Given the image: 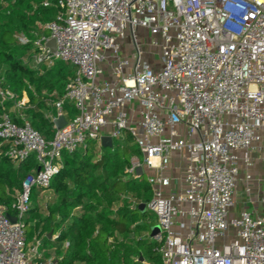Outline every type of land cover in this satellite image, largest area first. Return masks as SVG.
I'll return each mask as SVG.
<instances>
[{"label":"built area","instance_id":"built-area-1","mask_svg":"<svg viewBox=\"0 0 264 264\" xmlns=\"http://www.w3.org/2000/svg\"><path fill=\"white\" fill-rule=\"evenodd\" d=\"M58 5V21L41 26L48 35L15 36L19 46H31L35 67L60 61L75 70L63 98L49 105L53 138L26 121V96L18 101L0 86V157L17 165L34 158L36 165L13 197L14 214L0 205V264L62 260L43 249L47 235L36 232L28 241L33 193L46 211L63 155L90 143L100 149L103 138H130L138 151L126 173L138 179L141 169L146 176L152 194L146 210L160 229L150 239L162 264H264V196L252 200L251 173L256 162L264 171V0ZM138 29L149 34L145 44ZM104 64L113 66L114 82L101 80ZM8 102L14 106L7 111ZM59 118L66 121L60 130Z\"/></svg>","mask_w":264,"mask_h":264},{"label":"trees","instance_id":"trees-1","mask_svg":"<svg viewBox=\"0 0 264 264\" xmlns=\"http://www.w3.org/2000/svg\"><path fill=\"white\" fill-rule=\"evenodd\" d=\"M59 1L0 0V86L18 101L27 97L25 119L47 140L55 133L46 116L55 113L49 105L63 98L75 70L60 61L52 68L35 67L31 46H19L15 36L25 33L34 39L36 33L48 35L41 26L58 21L62 14ZM13 106L8 102L7 111ZM65 109L74 115L70 105ZM12 117L23 124L15 114ZM137 155L130 138L115 140L112 148L98 149L90 143L86 150L64 154L63 166L50 186L55 198L47 203L46 211L39 204V193H33L26 218L28 241L36 232L47 235L43 249L48 256L61 257L58 264H162L150 239L156 218L140 210L152 199L146 176L132 179L126 173ZM35 167L34 158L17 165L0 157V205L8 214H14L13 197ZM56 234L55 241L48 238ZM65 243L69 248L63 251Z\"/></svg>","mask_w":264,"mask_h":264},{"label":"crops","instance_id":"crops-1","mask_svg":"<svg viewBox=\"0 0 264 264\" xmlns=\"http://www.w3.org/2000/svg\"><path fill=\"white\" fill-rule=\"evenodd\" d=\"M139 32L141 34H143L144 35L143 37H145V38H146V36L149 35L145 30H142V29H138L137 33H139ZM129 44H130V40H127L125 42V49L126 50H127L128 46H129ZM102 69H103V74H102L101 80L102 81L114 82L115 79H114V76L112 74L113 66H111V65L108 66V65L104 64L102 66ZM105 71L107 72L108 77H105V74H104ZM262 136H263V140H262L261 143L264 146V132H263ZM173 164H174V166H177V161L175 159L173 161ZM251 173H252V176L254 177V184L252 185V187H253L252 200H254L255 204H256L258 199L260 197L264 196V171L261 169V167L256 162L254 164L253 169L251 170ZM244 175H245V172H242V174H241V182H240V185H239V192H238V195H237V199L238 200H241V198H242V193H243V189H244V182H243ZM52 195L55 198L54 193H52ZM55 236L58 237L59 234H56ZM142 264H143V261H142ZM146 264H149V263H146Z\"/></svg>","mask_w":264,"mask_h":264},{"label":"water","instance_id":"water-1","mask_svg":"<svg viewBox=\"0 0 264 264\" xmlns=\"http://www.w3.org/2000/svg\"><path fill=\"white\" fill-rule=\"evenodd\" d=\"M47 47L51 48L52 51H55L56 49V46H55V41L54 40H50L48 43H47ZM54 125L56 126V128L58 130L62 129L65 125H66V121L64 118H59L57 119L55 122H54ZM102 147L103 148H112L113 147V140L111 138H103L102 139ZM137 173L142 176V170L139 169L137 171ZM140 210L145 213L146 212V206L145 205H141L140 206ZM7 218L12 222V223H16V218L10 216V215H7ZM153 235L152 236H155L159 233L160 229L158 226H156L153 230ZM142 261V259H141Z\"/></svg>","mask_w":264,"mask_h":264},{"label":"rangeland","instance_id":"rangeland-1","mask_svg":"<svg viewBox=\"0 0 264 264\" xmlns=\"http://www.w3.org/2000/svg\"><path fill=\"white\" fill-rule=\"evenodd\" d=\"M144 35L143 34H141L140 32L138 33V39H139V42L140 43H142V44H145L147 41H148V39H147V36H146V38L145 37H143ZM148 38H149V36H148ZM156 51V50H155ZM154 51V52H155ZM136 51H134V53H135ZM22 53V50H20L19 51V54H21ZM129 58H130V56H129ZM149 58H151V57H146V61H149ZM158 59V56H157V54H155V56H154V58H153V60H157ZM151 60H152V58H151ZM105 77H108V75H107V72L105 71ZM136 157L137 156H133L132 157V159H135L136 160ZM130 167V166H129ZM157 226V225H156ZM156 226H154L153 228H152V230L156 227ZM151 234L153 235V231H151ZM231 240V239H230Z\"/></svg>","mask_w":264,"mask_h":264}]
</instances>
